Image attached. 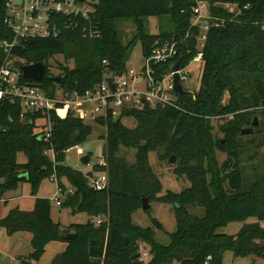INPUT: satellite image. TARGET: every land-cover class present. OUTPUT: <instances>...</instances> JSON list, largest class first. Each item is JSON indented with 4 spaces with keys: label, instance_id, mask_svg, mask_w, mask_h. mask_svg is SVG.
<instances>
[{
    "label": "trees",
    "instance_id": "obj_1",
    "mask_svg": "<svg viewBox=\"0 0 264 264\" xmlns=\"http://www.w3.org/2000/svg\"><path fill=\"white\" fill-rule=\"evenodd\" d=\"M198 1L208 3L210 13L224 20L221 27L207 33L198 90L177 96L180 109L132 110L118 119L107 117L95 123L105 128L102 157L106 166L93 165L92 171H105L107 189L94 191L87 184L90 172L83 174L64 165L67 151L87 142L91 125L53 113L51 137L44 142L34 137L29 122L19 121L17 105L0 106V196L26 182L35 197L32 210L13 208L0 219L7 236L18 232L31 235V253L18 258L20 264H39L50 242L66 244L60 264H140L132 260L140 243L151 256L148 264H222L225 252L234 258H251L252 264L264 260V173L245 185L239 166L241 131L251 127L258 116L261 121L256 132L264 128V0H97L93 21L100 28L99 39L82 37L81 20L70 30L58 22L61 33L56 39H27L12 50V56L26 65H44L40 84L23 81L45 90L57 86L50 81L48 61L62 56L72 67L58 64L59 87L81 93L101 83L106 73L123 74L138 42L141 56L147 58L156 39H183L177 56L184 66L196 54V40L191 35L197 30H190L189 25ZM6 2L0 0V41L11 40L4 23ZM224 2L237 3L240 13L233 16L213 6ZM164 15L169 16L173 29L149 34L147 18ZM123 22L133 26L126 41L120 31ZM168 65L160 67L157 78ZM124 117L134 119L135 127L122 125ZM212 119L224 120L218 129L223 134L220 139L213 135ZM252 140L246 143L253 145ZM121 147L135 150L132 164L118 155ZM255 148H264V134ZM47 151H52L53 159ZM216 151L226 155L220 164ZM150 152L161 162L174 156L173 174L185 178L189 187L160 195L162 185L150 167ZM18 154L24 155L25 163L17 162ZM53 174L56 187L64 192L65 181L72 189L63 196L60 208L84 213L88 217L84 224L62 229L51 219L50 200L36 197L40 183ZM143 197L149 203L172 207L175 231L167 234V245L157 242L152 228L133 224L132 216L141 209ZM196 209L201 215L193 211ZM248 218L257 221L246 224ZM232 222L243 223L236 234L217 233ZM60 233H74L76 238L63 240Z\"/></svg>",
    "mask_w": 264,
    "mask_h": 264
},
{
    "label": "built area",
    "instance_id": "obj_2",
    "mask_svg": "<svg viewBox=\"0 0 264 264\" xmlns=\"http://www.w3.org/2000/svg\"><path fill=\"white\" fill-rule=\"evenodd\" d=\"M97 3V0H20L19 3L7 0L5 4L4 23L11 33V40L0 41V106L3 103L17 105L19 121L29 122L33 126L34 137L40 141L47 142L51 137L50 115L53 113L60 118L69 115L84 124H95L97 120L107 117L118 119L124 112L132 110L156 107L180 109L177 95L172 90L173 75L177 73L182 83L187 79L185 71L190 65L198 64L201 67L208 31L224 24L223 19L210 13L208 3L196 2L189 25L190 30H197L195 35H191L196 40V54L186 65L181 66L180 63L176 72H171L170 67L179 59L178 51L184 40L170 37L166 40L156 39L150 55L142 57L138 68H126L121 75L106 73L101 83L82 93L64 90L58 84L53 90H45L23 81L26 79L13 63H24L12 56V50L27 39H56L61 33V24L58 22H62L63 29L70 30L77 26L76 20H81L84 22L82 37L88 40L99 39L101 31L93 21ZM213 6L233 16L241 11L237 3L224 2ZM167 64L168 69L162 71L157 78V71ZM107 78L111 80L110 85L106 82ZM49 153L53 159L52 151ZM93 164L106 166L103 158ZM86 179L88 186L94 191H103L108 187L105 171L91 170ZM49 180L57 182L54 174ZM71 192L72 190L63 192L56 187V195L50 202L60 206L63 196ZM95 223L98 224L99 220ZM137 253L140 264H148L151 256L144 243L138 245Z\"/></svg>",
    "mask_w": 264,
    "mask_h": 264
},
{
    "label": "rangeland",
    "instance_id": "obj_3",
    "mask_svg": "<svg viewBox=\"0 0 264 264\" xmlns=\"http://www.w3.org/2000/svg\"><path fill=\"white\" fill-rule=\"evenodd\" d=\"M146 30L149 34H157L160 31H170L173 29L172 24L170 23L169 16L164 15L160 17H148L146 20ZM120 31L122 33V40L126 41L130 38V35L133 31L132 23L123 22L120 24ZM142 62L141 56V47L140 43H136L132 49L129 60L126 64V68H138ZM58 64L63 66L72 67L71 62L66 63L60 55L54 56L48 61V71L51 77H59L60 70ZM185 76L187 79L182 82V86L185 91L194 94L199 88L200 76H201V67L200 65H190L185 71ZM226 99V97L224 98ZM257 126L259 125L261 118H257ZM263 121V118H262ZM224 122L223 119H212L211 124L213 126V135L220 139L223 137V134L218 130L219 125ZM121 123L127 128H134L136 123L132 118H121ZM262 123V122H261ZM92 126V133L88 138L87 142L84 143L82 147H74L67 151L65 162L66 166H69L73 169L79 168L84 174L87 171H91L93 163L98 159H102V141L105 135V128L98 126L97 124L90 123ZM256 126V127H257ZM250 128V127H248ZM34 135V131L32 133ZM264 134V128L259 132H256L255 127H253V132L249 136H243L242 140V149L240 150L239 155V166L242 170L243 183L249 184L253 176L261 175L264 173L263 170V154L264 148L256 149L255 145L259 143ZM254 141L253 145L251 142ZM101 151V153H100ZM134 149L123 148L121 147L118 155L123 157L127 164H132L134 161ZM47 156L51 157L49 151L46 152ZM85 155L90 157L88 165H84L81 162V158ZM216 159L218 163H222L226 159V155L222 152L216 151ZM148 161L153 173L159 179L162 185V191L160 195L164 194L166 191H172L175 193L181 192L183 189L189 187V182L185 178H177L173 174V166L168 162H161L157 159L156 155L153 152H150L148 155ZM17 162L23 164L26 162V158L23 154L17 155ZM91 166V167H90ZM95 172V171H94ZM42 190V193L51 196L56 195V183L50 182L49 178L44 179L38 190ZM25 196L26 200L30 201L28 197L31 195L30 186L26 182H22L17 185V187L8 193L5 194V198L9 196ZM149 212L142 211L141 209L137 210L136 213L132 216L133 224L140 227H149L155 231V238L157 242L163 245H167L169 240L167 237L168 233L175 231V221L173 217L172 207L170 205L159 204L155 202L149 203ZM51 211L53 215V220L58 223L60 222L61 228L65 229L70 224H84L87 222L88 217L84 213H75L72 214L69 209H62L60 206H56L55 203L51 202ZM196 214L201 215V210H193ZM150 219H155L160 223L162 230L159 231L155 229L150 223ZM257 220L255 218H248L245 220V223H254ZM242 222H232L227 224L225 227L217 231L218 234L224 235H234L236 234ZM39 264H50V260L47 257L42 259V262ZM222 264H252L251 258H234L231 252H225L222 258ZM257 264H264V260L257 261Z\"/></svg>",
    "mask_w": 264,
    "mask_h": 264
},
{
    "label": "crops",
    "instance_id": "obj_4",
    "mask_svg": "<svg viewBox=\"0 0 264 264\" xmlns=\"http://www.w3.org/2000/svg\"><path fill=\"white\" fill-rule=\"evenodd\" d=\"M103 144L104 141H102V147ZM83 145L84 144L77 147H82ZM76 170L81 171L79 168H76ZM88 172L91 171L89 170L86 173ZM63 182L65 186V191L72 190L71 187L65 181ZM6 193L0 196V219L6 216L8 211L13 208H18L19 210H23V211L32 210L35 199L34 196L30 195V197H28L30 198L29 199L30 201H23V199L26 200L27 197L20 195V196H9L5 198ZM36 197L46 198L49 200L51 199V196H47L43 194L41 189L37 191ZM50 216L51 219L53 220L52 211H50ZM95 221L96 220H94V223ZM58 223L60 224V222ZM30 242H31V235L29 233L18 232L13 234L12 236H7L4 229L0 227V264H20L18 258L27 256L28 254L31 253ZM65 247L66 244L63 242H50L45 246L44 253L40 258L39 263L42 262V259L44 257L45 258L47 257V259H49L51 262V260L55 257V255L61 254L64 251Z\"/></svg>",
    "mask_w": 264,
    "mask_h": 264
},
{
    "label": "water",
    "instance_id": "obj_5",
    "mask_svg": "<svg viewBox=\"0 0 264 264\" xmlns=\"http://www.w3.org/2000/svg\"><path fill=\"white\" fill-rule=\"evenodd\" d=\"M80 1H82V0H80ZM14 2L19 3L20 0H14ZM180 63H181V59L179 58L177 60V62L170 67V71L171 72L178 71L180 68ZM13 65L16 69L21 71L22 77L24 79L29 80V81H33L34 83L42 82L44 74H45V67L42 63H35V64H29V65L21 64L20 65L19 61H15L13 63ZM50 81L52 83L59 85L61 82V78L60 77H50ZM106 82L108 85H110L111 80L109 78H107ZM172 84H173L172 85L173 93L176 94L177 96L184 97V96H187L190 94L189 92L184 90L182 83L180 81L179 75L177 73H175L173 75V83ZM256 126H257V119H256V117H254V120L252 122L251 127L247 128V129H243L240 133L241 136L251 135L253 132V127H256ZM89 161H90V157L88 155H85L81 158V162L84 165H88ZM174 161H175V157L172 156L171 159L168 161V163L173 165ZM22 178H26V175H23ZM148 208H149L148 198L143 197L141 199V210L145 211ZM150 223L152 224V226L155 229H158V227L160 226V223L158 221H156L155 219H150ZM60 237L63 240L70 241V240H74L76 238V235L74 233H60ZM138 258H139L138 253H136L135 255L132 256V260H137ZM60 262H61V254H57L51 260L50 264H60ZM94 262H98V260H94Z\"/></svg>",
    "mask_w": 264,
    "mask_h": 264
}]
</instances>
